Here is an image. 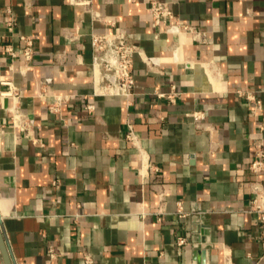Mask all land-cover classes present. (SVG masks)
<instances>
[{"label": "crops", "instance_id": "obj_1", "mask_svg": "<svg viewBox=\"0 0 264 264\" xmlns=\"http://www.w3.org/2000/svg\"><path fill=\"white\" fill-rule=\"evenodd\" d=\"M149 1L91 0L110 25L71 0H0V73L44 142L24 136L0 103V224L13 264H87L86 255L93 264H264L250 209L254 188L264 194V168H250L257 143L264 150V0H165L203 42L156 36ZM76 27L81 47L68 37ZM121 28L152 59L134 57L129 108L93 94L90 33ZM19 32L33 36L35 55L11 69L6 46L20 49ZM173 85L175 103L155 94ZM44 87L66 95L61 111H49ZM195 110L206 113L199 124ZM129 122L159 167L145 179Z\"/></svg>", "mask_w": 264, "mask_h": 264}, {"label": "built area", "instance_id": "obj_2", "mask_svg": "<svg viewBox=\"0 0 264 264\" xmlns=\"http://www.w3.org/2000/svg\"><path fill=\"white\" fill-rule=\"evenodd\" d=\"M75 5L83 6L87 11L92 12L93 16L101 19L107 24L113 25L114 20L106 18L95 13L92 8L91 0H71ZM148 9L151 13L152 23L155 28V35L159 36L161 33L174 32L183 38L185 35H191L198 41H206L205 32L196 25L190 24L178 17L170 3L165 0H150ZM7 10L12 13V8L7 7ZM18 22L12 15L6 21V28L11 34L17 33ZM80 31L78 27L71 31L69 38L74 41L78 47L82 46L79 42ZM21 42L20 49H15L12 45L6 46V51L11 57L9 67L14 68L13 61L19 60L23 67H27L34 59L35 55V41L32 35L26 33H18ZM90 44L92 48V71H93V94L94 95H112L121 96L124 98V107L129 108L132 105V96L135 93L136 75L134 70V57L137 53L141 54L147 65L152 62L144 50L135 44L129 33L121 28L115 31H96L90 33ZM0 103L7 100V111L10 122L14 126L23 128L24 136L33 139L44 145V142L36 136L32 119L22 109V92L19 87L9 79H4L0 73ZM155 94L158 98H166L171 103H175L181 94V91L173 85L170 90L157 89ZM51 97V98H50ZM40 98L47 100L48 109L51 112L61 111L62 102L66 95L57 94L43 88L40 93ZM257 105L260 106L259 101ZM88 110H93V104H87ZM193 118L197 124L206 119V113L203 110H195ZM260 129L264 128L262 123H257ZM126 141L137 148V154L140 157L141 165L138 169V174L145 179L151 174L157 173L159 167L153 163L144 148L141 145L140 137L135 131L131 122L128 123V129L125 135ZM259 148L255 158L250 164V168L254 172L261 171L264 168V150L261 148V143H257ZM53 184L59 186V179H54ZM256 195L251 199V211L257 214L258 225L260 228L259 237L264 242V194L260 193L257 188H254ZM162 203L165 200V193L159 191ZM177 212L181 216L186 213L183 209L182 203L179 201ZM187 242L184 236L178 237V244L183 245ZM49 252L54 256V249L50 248ZM87 264H93V258L90 255L85 256Z\"/></svg>", "mask_w": 264, "mask_h": 264}, {"label": "water", "instance_id": "obj_3", "mask_svg": "<svg viewBox=\"0 0 264 264\" xmlns=\"http://www.w3.org/2000/svg\"><path fill=\"white\" fill-rule=\"evenodd\" d=\"M0 248H1L4 260H5V263L6 264H13L12 259L10 257L8 247H7L5 236H4L2 229H1V224H0Z\"/></svg>", "mask_w": 264, "mask_h": 264}]
</instances>
